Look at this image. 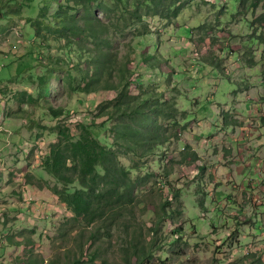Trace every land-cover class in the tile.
Returning a JSON list of instances; mask_svg holds the SVG:
<instances>
[{
    "label": "rangeland",
    "instance_id": "rangeland-1",
    "mask_svg": "<svg viewBox=\"0 0 264 264\" xmlns=\"http://www.w3.org/2000/svg\"><path fill=\"white\" fill-rule=\"evenodd\" d=\"M47 1L49 8L0 0V264H69L76 256L90 264L93 250L94 264H124L134 230L141 244L153 243L144 264L264 262V23L255 22L263 10L254 17L236 12L233 0H184L180 16L164 23L136 21L111 0H58L70 22L85 23L65 30L55 24L58 5ZM126 80V98L135 107L147 101L142 121L164 139L135 157L134 213L109 234L103 227L82 257L78 243L90 229L47 187L62 184L42 156L58 139L57 124L75 137L90 124L107 143L114 127L133 124L96 118ZM121 153L134 164L133 153Z\"/></svg>",
    "mask_w": 264,
    "mask_h": 264
},
{
    "label": "trees",
    "instance_id": "trees-1",
    "mask_svg": "<svg viewBox=\"0 0 264 264\" xmlns=\"http://www.w3.org/2000/svg\"><path fill=\"white\" fill-rule=\"evenodd\" d=\"M54 1L58 5L57 12L54 14L57 26L60 27L62 21L66 26H64L65 30L68 26L78 30L80 24L85 25L84 22L81 23L77 20L70 22L68 15L61 13L62 7L58 0ZM111 1L118 9H122L128 13L130 18L136 21H141L144 17H157L164 23H171L174 19H177L182 13L185 4L184 0ZM71 2L72 0H68V4H71ZM44 4L48 5L49 3L44 0ZM233 6H235V11L237 9L236 12H241L245 15L252 13L254 17L255 13L262 9V14L255 19V22L264 23V0H233ZM47 8H49V5ZM92 24L99 28V24H95L93 21ZM33 28L36 36L44 41L46 35L42 27L33 25ZM247 63L250 65L256 64V62L252 63V61L248 62V60ZM107 82H112L111 78ZM126 84H129V80H126L122 89L118 91V98L111 109L105 107L99 109L100 111L97 113L96 118L113 119L128 116L133 124L120 123L117 127H114V139L110 143L101 140L92 131L90 124H81L77 137L66 126L57 124L53 129L56 131L58 139L50 143L42 156L41 164L43 169L62 184L61 187L56 184L48 185L47 187L58 195L61 202L65 203L73 213L71 220L80 221L82 228L90 229L86 240L78 243L82 257L86 251L85 244L89 241L92 244L96 243L100 239V231L103 227L109 234L112 228L116 226L118 219L124 215L134 213L132 205L136 197L137 181L133 176V171L140 168L135 163V157H138L139 160L148 157L151 153H154L155 147H159L164 139L163 135L153 137L151 135L152 131L146 128L141 116L150 109L145 107L148 106L147 101L143 104L136 103L137 107H135V103L129 102L128 98H126ZM108 87L114 89V86ZM96 90L93 89L92 91L95 92ZM84 93L88 94L90 91L86 89ZM125 100H128V102L124 103ZM160 104L162 103L158 101L156 105L159 110H161L158 107ZM132 105L133 107H131ZM46 109L51 112L52 118L59 119L63 114V111H56L51 106H47ZM175 111L168 109L167 115L172 117L174 115L172 112ZM135 116H138V122L135 121ZM43 128L47 129L46 127ZM123 151L133 153L132 161L134 164L126 166L122 162L123 155L121 152ZM76 183H78V186H73L72 190L69 189V186ZM156 230L157 227L153 229V231ZM133 234L134 243L132 247L125 249L124 264H144L145 258L154 254L153 243L148 245L141 244L137 240L136 230H134ZM174 234L179 233L175 232ZM81 235H83L82 232ZM7 241L15 244L12 238H8ZM16 244L20 245L19 243ZM86 255H88L90 264H94V261L99 257L95 250L90 253L86 252ZM69 264L86 263H83L81 257L76 256ZM259 264H264V262L259 261Z\"/></svg>",
    "mask_w": 264,
    "mask_h": 264
},
{
    "label": "crops",
    "instance_id": "crops-1",
    "mask_svg": "<svg viewBox=\"0 0 264 264\" xmlns=\"http://www.w3.org/2000/svg\"><path fill=\"white\" fill-rule=\"evenodd\" d=\"M55 195V194H54Z\"/></svg>",
    "mask_w": 264,
    "mask_h": 264
}]
</instances>
